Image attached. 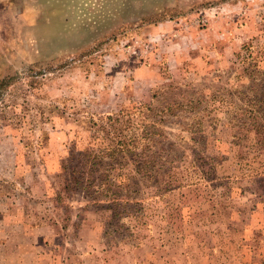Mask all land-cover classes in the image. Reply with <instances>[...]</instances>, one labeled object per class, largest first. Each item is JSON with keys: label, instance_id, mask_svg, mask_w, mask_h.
<instances>
[{"label": "rangeland", "instance_id": "374dc122", "mask_svg": "<svg viewBox=\"0 0 264 264\" xmlns=\"http://www.w3.org/2000/svg\"><path fill=\"white\" fill-rule=\"evenodd\" d=\"M256 91L264 0H0V224L103 230L123 264H264Z\"/></svg>", "mask_w": 264, "mask_h": 264}, {"label": "crops", "instance_id": "0c3cea01", "mask_svg": "<svg viewBox=\"0 0 264 264\" xmlns=\"http://www.w3.org/2000/svg\"><path fill=\"white\" fill-rule=\"evenodd\" d=\"M28 217L1 216L0 264H123L118 259L110 261L106 243L94 244L92 236L105 240L103 230H91V236H87L86 229H66L60 233L51 223L40 225ZM153 252L143 249L142 258L136 256V261L125 264H149ZM159 263H164V257Z\"/></svg>", "mask_w": 264, "mask_h": 264}, {"label": "trees", "instance_id": "16d2710c", "mask_svg": "<svg viewBox=\"0 0 264 264\" xmlns=\"http://www.w3.org/2000/svg\"><path fill=\"white\" fill-rule=\"evenodd\" d=\"M256 67H258V65L256 66ZM261 96V97H260ZM257 99V100H256ZM256 99L255 100H253V107L254 108H256V107H258V109H255V111H253V114H254V116H256V114H257V111L258 112H261L260 110L262 109V106L264 105V92H263V94L261 95L259 92H257L256 91ZM179 103V105L181 106L182 105V108H187V107H185L184 106V104H181L182 102L181 101H179L178 102ZM261 104V105H260ZM191 105L192 106H190L191 107V110L189 109L188 110V112H191L192 113V115H198V114H200L203 110H205V107L206 106H204V107H199L198 106V104L196 103L195 105H194V102H191ZM258 105H260V106H258ZM171 107V106H170ZM173 109V108H172ZM121 114V113H120ZM119 116V115H118ZM109 119H110V121H112V119H114V118H112V116H110L109 117ZM117 119V118H116ZM115 119V120H116ZM260 129H264V126H260ZM195 131H198L197 129L195 130ZM120 135L121 134H119V137H120ZM124 135H126V134H124ZM116 140H117V138H116ZM129 142V141H128ZM126 143V144H121V142H120V140H118L116 143H117V145L118 144H120V145H118L117 147H118V151L119 152H125V151H130L132 148L130 147V144L129 143ZM122 143H124L123 142V140H122Z\"/></svg>", "mask_w": 264, "mask_h": 264}]
</instances>
